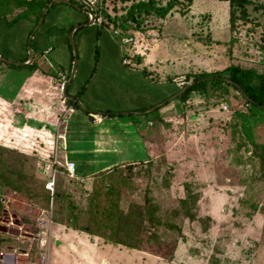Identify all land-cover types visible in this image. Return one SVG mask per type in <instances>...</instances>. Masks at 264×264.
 I'll list each match as a JSON object with an SVG mask.
<instances>
[{
    "label": "rangeland",
    "instance_id": "rangeland-1",
    "mask_svg": "<svg viewBox=\"0 0 264 264\" xmlns=\"http://www.w3.org/2000/svg\"><path fill=\"white\" fill-rule=\"evenodd\" d=\"M66 1L70 4L60 2L50 7L41 25L38 28L36 26L29 35L32 25L23 19L12 24L10 29L3 28L4 18L8 22L13 20L15 12H19L21 7L14 10L11 0H0V48L7 45L12 50L5 60L12 64L19 63L18 58L22 54L20 43L23 41V53L25 54L27 43L29 55L30 44V52L36 63V68L32 70L0 64V146L24 156L23 172L31 179V188L40 185L45 190L44 185L54 172V194L58 195V202L55 204L51 201L54 194L42 192V200L48 195L49 201L48 206L41 209L40 206L25 201L21 194L0 189V228L9 232L0 231V239L4 241L0 245V264H26V259L20 255L23 251H27L33 261L44 259L45 264H192L194 254L199 257V264H264L263 134L256 136V146L248 149L252 154L241 153L244 165L229 164L230 152L225 153L223 148L231 150L238 140L226 133L229 130L225 129V123H229V116L234 109L243 106V101L238 99L233 108L227 103L211 106L213 110H209L208 114H205L208 108H204L205 105L197 95L189 108L181 107L178 100L169 101L178 92L184 77L192 73L210 74L221 71L232 63L264 71L263 17L250 7L249 18L252 23H239L230 32L228 4L225 1L194 0L183 17L179 11L186 9L187 2L179 0L183 6L178 5V13L172 11L166 20L156 22L152 30L123 35L114 34L110 28L99 29L93 23L87 25L89 18L83 1ZM251 1L264 4V0ZM10 8L15 12L10 11ZM203 14H209L208 21L200 19ZM199 24L203 27L209 25L214 44L203 46L192 40L191 31L199 29ZM70 26L79 28L73 35L76 70L68 92L71 94L86 89L79 98V110L76 112H69V107L62 98L61 79L65 77V73L57 75L58 68L68 71L70 64L67 40ZM127 36L131 37L132 42L121 44L120 39ZM146 54L158 58L156 62L159 64L145 69L154 70L155 73L145 71L141 74L143 67L135 61L134 56L145 59ZM125 58L131 61L129 66L122 64ZM170 76L179 79L170 81L167 78ZM16 95H19L18 99ZM176 105V109H171ZM223 106H228L229 111L224 112ZM153 107L157 108L152 112L133 116ZM85 112L93 117L97 114L120 116L118 119L112 116L94 126L85 121ZM163 115L167 116V123L162 126L160 119ZM206 131V135H200ZM128 137H134L140 144V140L145 137L146 151L149 152V158L156 161V166L151 176L153 184H147L149 179L143 168L127 172L130 177L123 188L125 194L120 204L124 211L128 209L129 203H142L145 187L148 185L151 188L149 196L152 197L149 201L152 206L150 215L162 221L176 207L178 185L182 180L181 172L178 175V171L186 158L209 166L211 162L214 164V172L212 168L207 171L201 167L198 175L200 179L207 182L210 178L217 177L221 180L227 177L226 180L239 186L224 190L228 192L224 194L222 189L218 190L223 195L209 190L207 202L199 204L197 215L211 214L213 220L208 219L212 222L219 221L222 226L218 228L219 232L215 231L207 238L200 235L199 225L194 234L189 233L188 249L189 254H192L189 257H185L181 248L178 251L179 259L177 256L173 262L155 258L124 246L100 241V238L85 232L61 228L64 225L59 223H55L51 234L47 236L46 229L50 220L64 222L66 217L74 214L81 226L85 224L87 189L93 182L94 172L111 162L145 158L140 155L114 154L118 153L117 148L113 150L115 144L118 141L125 144ZM165 140L172 147L166 156L169 165L165 164L164 156L157 157L165 150ZM220 140H224L223 148L218 144ZM75 141L89 143L90 146L99 147L100 151H105L102 150L105 147L108 154L72 157L78 160L77 163L70 160L67 154L68 145L70 149ZM95 159H99V162L94 164ZM68 163L74 164L73 178L66 171ZM228 167L233 168L230 177L226 175ZM126 169L122 170L123 174H127ZM167 182L172 183L170 195H164L160 191ZM64 192L67 193V201L63 197ZM250 204L256 210L251 218ZM25 213L26 218L22 215ZM33 213L38 218L39 227L35 233L36 220L31 216ZM16 216L19 219L23 217L27 225L21 226ZM207 221L204 220L201 224L205 226L202 227L203 230L208 225ZM146 230H149L148 226L143 229L144 232ZM227 230L231 232L226 238L228 246L214 255L217 247H222H212L210 238L214 239L218 235L222 238ZM155 232H158L157 239L150 243L153 253L157 251L158 237L161 234L158 227L150 230V233ZM145 235L146 233L142 236L143 244L139 247L146 244L143 238ZM32 238L37 241H32ZM164 238L170 241V233L164 232Z\"/></svg>",
    "mask_w": 264,
    "mask_h": 264
},
{
    "label": "trees",
    "instance_id": "trees-1",
    "mask_svg": "<svg viewBox=\"0 0 264 264\" xmlns=\"http://www.w3.org/2000/svg\"><path fill=\"white\" fill-rule=\"evenodd\" d=\"M193 1L194 0H186L187 7L184 11H179L180 15L184 17L185 14L188 13ZM218 1H225L228 4L227 19L230 32L234 31L239 23L246 25L252 23V19L249 18L250 7L252 11L259 12L264 19V4H256L251 0ZM179 2V0H104V15L107 21L106 28H110L113 32L124 35L131 32H144L148 29L154 28L157 20H164L172 11L178 13V5H182ZM21 4L23 18L29 16V12L32 9H37V16L33 19L34 29L41 19L42 10L46 9L44 13L45 16L49 8L56 3L53 0H30L22 1ZM200 19L204 22L208 21L209 14L200 15ZM201 24L198 26L199 29L197 28L191 31L190 36L192 40L203 46L214 44L209 25L203 27ZM72 29L73 26L68 28L67 35H69ZM32 32L33 30L30 34ZM68 48L70 50V64L68 71L65 72V77L61 79L62 85L69 78L73 61V54L69 40ZM27 60L28 58L26 57L24 62H27ZM1 63L3 62H0V64ZM7 65L17 69L28 68L32 70L36 68L34 60H32L29 65L25 66H16L14 64ZM187 77H184V81H181L178 92L190 81L196 82L200 79H209L204 82L195 83L177 97L175 100H178L181 107L186 108L185 106H187L189 108L191 106V101L195 99V95L199 97L205 107L207 106L210 108L211 106H217L218 104L223 103H227L233 108L238 99L243 101V106L232 111L229 116V123H225L226 127L223 125L225 129L228 128L229 131L226 133L229 134L232 139L233 137H237L238 141L236 145L231 151L228 147H222L224 140H220V142L218 141V144L224 149L225 153L229 154L230 152L231 160H229V164L231 162V164L236 163L238 166L244 165L241 153L252 154L248 149L256 146V136L261 134L264 136V71L258 70L254 67H242L232 63L227 65L221 71L211 72L210 74H206L205 72L196 74L192 73V75L190 74ZM167 78H170V81H173L177 77ZM221 78L232 80L248 97L249 101L243 99L239 95V91L236 87L224 82ZM70 84L65 88L62 98L68 107L73 106L75 109L79 110V105L77 104L76 99L80 96L81 91L73 96L70 95L68 92ZM67 97H71L72 100ZM85 114H88V112H85ZM108 115L109 117L113 116V114ZM260 129L263 131H260ZM206 133L207 131L204 132V135H206ZM262 151L264 153V145L262 146ZM155 162L154 159L148 157V160L146 161H140L136 164H126L123 165V167H114L109 172L94 175L92 177L93 182L91 183L90 188L87 189V206L84 209V215L86 216L85 224L81 226L77 215L74 214L66 217L64 222H54L53 220L52 222L63 224L67 228L73 230L85 232L89 235L98 237L105 242L134 250H141L151 253L159 258L172 261L178 242L184 237L182 231L185 223L196 221L203 223L205 220L196 218L197 204L202 196L203 190L207 188L208 184L214 185L218 180L226 181L228 178L226 177L221 180L217 177L216 179L210 178L209 181L206 182L199 178L195 170L186 169L182 182L180 183L181 188L178 190L176 207L171 209L168 215L164 216L162 221H159L154 215V217L151 216L152 206L149 201L152 200V197L149 196L151 188L148 185L145 187V193L141 204L129 203L127 205L128 209L126 211L122 210L120 204L122 197L125 194L123 193V188L126 186V181L130 177V174L127 172H135L138 168H143L144 173L147 175V179H149L147 184H153L151 176L154 174V168L156 166V164H154ZM23 163V155L0 146V189L9 191L10 193L21 194L25 201H29L43 209L48 204L49 199L48 195H45L42 200L40 194L42 192H48L43 190L40 185L35 188L30 187L31 179L25 176L23 172ZM165 164L167 165V163ZM209 168H212L214 172L215 168L212 162L206 170L209 171ZM123 169H126L125 172L127 174H123ZM78 170L79 168H77V171ZM232 170L233 168L228 167L226 174L228 177H230V171ZM156 171L159 170L157 169ZM231 184H233V182ZM164 186V188H160V191L162 190L164 195H170L172 183L167 182ZM54 196L52 203L57 204L58 195L55 193ZM66 196L67 193L64 192L63 197L65 198V201L69 200ZM68 204L71 205L70 202H68ZM250 207L252 211V214L250 215L251 218L256 210L254 205L250 204ZM143 211L145 212L144 214ZM146 214H148V217ZM24 216V218L27 217L26 215ZM24 218L22 217L20 221L23 225H27ZM146 226L149 227V230L144 232L143 229ZM157 227L160 229L161 234L158 237L159 243L157 245V251L153 253L151 252L152 248H150V243L157 239L156 234H158V232L150 233V230H155ZM38 228L39 227L35 225L34 233ZM205 230L206 228L204 231ZM164 232L170 233V241L165 240ZM145 233L146 235L143 238L144 241H146V244L139 247V245L143 244L142 236ZM3 242L4 241L0 239V245H2ZM6 248L10 249V247Z\"/></svg>",
    "mask_w": 264,
    "mask_h": 264
},
{
    "label": "crops",
    "instance_id": "crops-1",
    "mask_svg": "<svg viewBox=\"0 0 264 264\" xmlns=\"http://www.w3.org/2000/svg\"><path fill=\"white\" fill-rule=\"evenodd\" d=\"M12 2H11V7L13 8V6L15 7L14 8V10H16V8L17 7H21V10L19 11V12H15L13 9H11L10 8V11H14L15 12V17H14V19L13 20H11V21H6L5 20V18H4V20L2 21V26H3V28H7V29H10L11 28V26H13L14 25V23L16 22V21H18L19 19H23L24 21H26L28 24H31L32 25V30H33V26H34V21H33V19L37 16V9H32L30 12H29V16H27V17H22V4H21V2L22 1H30V0H11ZM171 14H172V12H171ZM170 14V15H171ZM170 15H168L164 20H166ZM164 20H157L156 22H158V21H164ZM13 24V25H12ZM156 24V23H155ZM31 30V31H32ZM148 30H152V29H148ZM148 30H146V31H148ZM30 31V32H31ZM146 31H144V32H146ZM30 32H29V34H30ZM144 32H142V33H144ZM124 35V34H123ZM127 37H130V36H127ZM9 43V42H8ZM12 43H13V41H12ZM21 50H22V54L21 55H19V57L20 58H18L19 60V63L18 64H25L26 62H24V60L26 59V57L28 58V54H27V43H26V45H25V54L23 53L24 52V48H23V45H24V42L22 41L21 43ZM154 50H156V47H154ZM10 53H12V50H11V48H8V46L7 45H2L1 46V48H0V57L1 58H3V59H5L6 58V55H9ZM134 59H135V61L138 63V64H140L142 67H143V69H142V72H141V74H143L145 71H147V70H145L147 67H150L151 68V66H156L157 64H159V62H156L157 60H158V58L156 57V56H150L149 54H146V57H145V59H142V57H140V56H134ZM32 60H34V58H33V56H32ZM70 60V59H69ZM28 61V60H27ZM34 62H35V60H34ZM4 63V62H3ZM4 64H8V63H4ZM9 64H12V63H9ZM36 64V63H35ZM15 65V64H14ZM27 65H29V64H27ZM16 66H18V65H16ZM20 66H25V65H20ZM37 66H39V64L37 65ZM15 69H17V68H15ZM21 69H24V68H21ZM26 69H28V68H26ZM30 70V69H29ZM66 71L65 70H61V69H59L58 68V70H57V75L58 76H61V74L62 73H65ZM148 73H155V71L154 70H152V71H147ZM171 77V76H170ZM182 78V77H181ZM177 79H179L178 77L175 79V80H177ZM174 81V80H173ZM179 83V82H178ZM85 90L86 89H81V90H78V91H75V92H73V93H71L70 95H75L76 93H78L79 91H81V94H80V96L82 95V94H84V92H85ZM18 96L19 95H16L15 97L18 99ZM80 96L76 99V102L78 103L79 102V98H80ZM13 97H14V94H13ZM12 97V98H13ZM12 98H8V99H12ZM3 102V101H2ZM191 104V103H190ZM181 106V105H180ZM172 108H174V109H176L177 108V105L174 107H171V109ZM204 108H208L207 110L208 111H205V114H208L211 110H213V109H211L210 107H204ZM210 110V111H209ZM76 112V111H78L77 109H75L73 106H69V112ZM89 114V113H88ZM88 114H86V116L84 117V119H86L85 121H89L90 123H92L94 126H97V125H99L100 123H102L103 121H105V120H108L110 117H109V115L108 114H97V116L96 117H93V116H90V115H88ZM139 114H144L143 112H140V113H137V114H135V115H133V116H137V115H139ZM161 114H163V113H161ZM165 115H166V113H164ZM129 115V114H128ZM165 115H163V118L162 119H160V123H161V125L163 126L165 123H167V116H165ZM118 116H120V114L119 115H113V117H115V118H119ZM203 116V115H202ZM148 126H151V124L150 123H148ZM164 128V127H163ZM200 135H204V134H200ZM150 136H151V134H150ZM81 138V137H80ZM148 138V137H147ZM164 139H165V136L163 137ZM78 139V138H77ZM127 142H125V144H123L124 142L122 141H118V144H115L116 146H114V151H115V148H117L116 150H117V152L118 153H114L115 155H127V156H135V155H140V156H144L145 158H142V159H138V158H136L135 160H129V161H125V160H121V161H118V162H111V163H109V164H105L104 166H102L98 171H96V172H94V174H92V176H94V175H97V174H99V173H106V172H109V171H111L114 167H123V165L124 164H126V163H128L129 162V164H136L137 162H140V161H146V160H148V157H149V152L148 151H146L147 149V143L145 142V137L142 139V140H140L141 141V144L140 143H138V141H135V138L134 137H128L127 138ZM85 145H88V147L87 146H85ZM126 146V147H125ZM169 147V148H168ZM123 148V149H122ZM164 151L161 153V154H158L157 155V157H162V156H164L165 157V161H166V163H167V165H169V163L167 162V159H166V156L168 155V153L171 151V149H172V147H171V145H170V142L168 141V144H167V142H166V140L164 141ZM67 150H68V155L70 156V160H72V161H75V162H77L78 163V160H74L72 157H78V156H92V155H107L108 153H106L107 151H108V149L107 148H102V150H105V151H100L101 149L99 148V147H93V146H90V144L88 143V144H82V143H79V141H75L74 142V144H71V148L69 149V145H68V148H67ZM122 150H124V151H122ZM99 151V152H98ZM131 152H133V153H131ZM143 152V153H142ZM96 157V156H95ZM97 162H99V159H98V161H96V159L93 161V163L95 164V163H97ZM80 164H78V166H79ZM203 166V168L204 169H206L209 165L208 164H206V163H202V162H199V161H196L195 159H192V160H189V159H184V161H183V163H182V166H181V170L180 169H178V170H180V171H178V175H180V172H181V175H182V179H183V175H184V172H185V170L186 169H188V170H195L196 171V174L197 175H199L200 173H199V170L201 169V167ZM181 182H182V180H181ZM180 182V183H181ZM180 183H179V188L178 189H180L181 187H180ZM227 185H231V187H227ZM235 187H239V186H235V185H233V184H231L230 183V181L229 180H226V181H217L214 185H210V184H208V186H207V188H205L204 190H203V192H202V196H201V198H200V200L198 201V204H197V207L199 206V204L201 205V204H203V203H205V202H207V199H206V197L207 196H209L210 195V192H209V190H212L213 191V193L215 194V192H217V193H219V191L218 190H220V189H222L223 191L224 190H230V189H232V188H235ZM222 193V192H221ZM224 193H228L227 191H224L223 192V194ZM206 194H208V195H206ZM223 194H218V195H223ZM23 216H24V214H22ZM25 215H26V213H25ZM30 215V214H29ZM196 215H197V211H196ZM31 216H33L35 219H34V221L36 220V226H37V223H38V218H36V215L33 213V215H31ZM208 216V217H207ZM211 217H213L211 214H209V215H197L196 216V218H198V219H201V220H208L207 222H208V225H207V227H206V230L204 231L203 229H202V223H200V222H191V223H188V222H186L185 223V225H184V227H183V231H182V233H183V239L182 240H180L179 242H178V245H177V247H176V250H175V252H174V258L172 259V261L171 262H173L174 260H175V258H177V256H178V251L182 248L183 249V251H184V255H185V257H189V255H192V254H189V249H188V242H189V237L188 236H190L189 235V233L190 234H194V232L196 231V227L199 225L200 227H201V229H200V235H202V236H204V237H209L210 235H213V232H219V229L218 228H221V223H218V222H216L215 220V222H212V221H210L209 219H212L213 220V218H211ZM16 218H17V220H18V222H19V224L22 226L23 224H22V222L20 221V219H19V216H16ZM209 218V219H208ZM42 223L44 224L45 222L44 221H42ZM50 225L48 226V228L46 229V234H47V236L49 237V235L51 234V229H52V227L55 225V223H53L52 221H51V223H49ZM57 226H59V225H57ZM38 227V226H37ZM61 228H64V229H68L66 226H61ZM233 230H236V229H233ZM77 231V230H76ZM225 231V230H224ZM229 233H231L229 230H227L224 234L225 235H222V238H221V235H218L217 237H215L214 239L213 238H210L211 239V243L210 244H212V247H214L215 245H217V246H220V247H222V249H220L219 247H217V250H215L214 252H213V250H212V252H213V254L215 253V252H218V254L220 253V252H222V250L224 251V247L225 246H228L227 244H226V238H227V235L229 234ZM220 236V237H219ZM232 236V235H231ZM206 237V238H207ZM221 239V241H219L218 242V240H220ZM100 240V239H99ZM32 241H37V239H34V238H32ZM100 241H103V242H105L104 240H100ZM38 242H39V240H38ZM185 249H187V252L188 253H186L185 254ZM134 250V249H133ZM135 251H138V252H141V253H145L146 255H150V256H153V257H155V258H157V256H155V255H153V254H151V253H147V252H144V251H141V250H135ZM25 252V251H24ZM217 254V255H218ZM215 255V254H214ZM195 259L192 261V264H199V262H200V259H199V257L197 256V254H194V256H193ZM159 258V257H158ZM178 259H179V256H178ZM208 260H211V257H208ZM33 261V260H32ZM182 261H184V258L182 259ZM202 261H207L206 259H202ZM102 262V260L100 261V263ZM181 263V262H180ZM210 263V262H209ZM172 264V263H171Z\"/></svg>",
    "mask_w": 264,
    "mask_h": 264
},
{
    "label": "built area",
    "instance_id": "built-area-1",
    "mask_svg": "<svg viewBox=\"0 0 264 264\" xmlns=\"http://www.w3.org/2000/svg\"><path fill=\"white\" fill-rule=\"evenodd\" d=\"M83 3L86 6L85 13L87 15V18L92 20V23L95 24L99 29L106 28L107 21L104 15V0H82ZM88 19V20H89ZM117 34V32H114V34ZM121 44L127 45L132 42L131 37H124L120 39ZM122 64L125 66H129L131 64V61L127 58L122 60ZM222 110L224 112L229 111L228 106H223ZM74 164L68 163L66 164V171L69 174V177L73 178L75 175L74 171ZM55 173L53 172L51 176H49V180L45 183L44 189L49 193V195H53L55 192ZM83 181V180H81ZM52 201V199H51ZM51 223V220L49 221ZM22 258L26 259V264H45L44 259H42L39 262L32 261L30 259L29 253L27 251H23L20 254Z\"/></svg>",
    "mask_w": 264,
    "mask_h": 264
},
{
    "label": "water",
    "instance_id": "water-1",
    "mask_svg": "<svg viewBox=\"0 0 264 264\" xmlns=\"http://www.w3.org/2000/svg\"><path fill=\"white\" fill-rule=\"evenodd\" d=\"M55 3H60V2H62V3H67V4H70L68 1H66V0H55L54 1ZM45 10L46 9H43V11H42V15H41V19H40V21H39V23H38V25H37V28H38V26H40L41 25V23H42V20H43V17H44V13H45ZM87 25H91L92 24V20L91 19H89V21L86 23ZM78 29V26H74L73 27V29L71 30V32L69 33V35H68V40H69V44H70V47H71V50H72V54H73V61H72V68H71V72H70V75H69V78H68V80L62 85V94L64 95V90H65V88L71 83V81H72V79H73V77H74V73H75V70H76V52H75V45H74V40H73V34H74V32L76 31ZM28 53H29V55H28V61L25 63V64H18V63H15V65H27V64H30L31 63V61H32V54H31V52H30V44H28ZM0 62H4V63H8L9 64V62L8 61H6L5 59H3V58H1L0 57ZM209 79V78H208ZM208 79H200V80H198V81H190L189 83H187L184 87H182L180 90H179V92H177L172 98H170L169 99V101H172V100H174V99H176L177 97H179L186 89H188L190 86H192V85H194L195 83H199V82H204V81H206V80H208ZM224 82H226V83H228V84H230V85H233L234 87H236L237 88V90L239 91V95L243 98V99H245V100H247V101H249V99H248V97L240 90V88L232 81V80H230V79H227V78H221ZM68 99H70V100H72V98L71 97H67ZM78 104V103H77ZM161 105H163V104H161ZM158 107V106H157ZM157 107H153V108H151V109H149L148 111H146V112H143V113H149V112H152V111H154ZM0 231H2L1 233H9V232H7L5 229H1L0 228Z\"/></svg>",
    "mask_w": 264,
    "mask_h": 264
}]
</instances>
